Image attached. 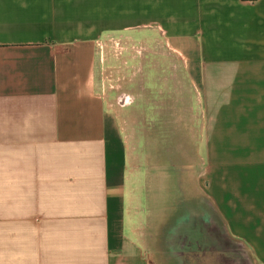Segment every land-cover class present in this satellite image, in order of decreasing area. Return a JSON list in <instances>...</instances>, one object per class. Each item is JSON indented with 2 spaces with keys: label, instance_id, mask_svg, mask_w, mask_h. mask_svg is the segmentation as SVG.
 <instances>
[{
  "label": "crops",
  "instance_id": "0c3cea01",
  "mask_svg": "<svg viewBox=\"0 0 264 264\" xmlns=\"http://www.w3.org/2000/svg\"><path fill=\"white\" fill-rule=\"evenodd\" d=\"M141 30L198 89L193 199L264 264V0H0V264H152L97 74Z\"/></svg>",
  "mask_w": 264,
  "mask_h": 264
},
{
  "label": "rangeland",
  "instance_id": "374dc122",
  "mask_svg": "<svg viewBox=\"0 0 264 264\" xmlns=\"http://www.w3.org/2000/svg\"><path fill=\"white\" fill-rule=\"evenodd\" d=\"M108 37L97 48L103 56L97 74L127 151L134 227L152 264H172L166 230L200 190V96L161 35L141 30Z\"/></svg>",
  "mask_w": 264,
  "mask_h": 264
},
{
  "label": "water",
  "instance_id": "95a60500",
  "mask_svg": "<svg viewBox=\"0 0 264 264\" xmlns=\"http://www.w3.org/2000/svg\"><path fill=\"white\" fill-rule=\"evenodd\" d=\"M166 231L165 249L172 264H255L200 201L184 202Z\"/></svg>",
  "mask_w": 264,
  "mask_h": 264
},
{
  "label": "built area",
  "instance_id": "2783aa9c",
  "mask_svg": "<svg viewBox=\"0 0 264 264\" xmlns=\"http://www.w3.org/2000/svg\"><path fill=\"white\" fill-rule=\"evenodd\" d=\"M105 43H106V41H105ZM105 43H104V42H99V43H98V47H99V49H100V48L103 49ZM99 49H98V50H99ZM100 59L103 61V56H102V55H101Z\"/></svg>",
  "mask_w": 264,
  "mask_h": 264
},
{
  "label": "trees",
  "instance_id": "16d2710c",
  "mask_svg": "<svg viewBox=\"0 0 264 264\" xmlns=\"http://www.w3.org/2000/svg\"><path fill=\"white\" fill-rule=\"evenodd\" d=\"M243 1L254 2L255 0H243Z\"/></svg>",
  "mask_w": 264,
  "mask_h": 264
}]
</instances>
